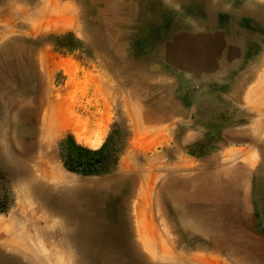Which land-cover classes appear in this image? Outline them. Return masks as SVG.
<instances>
[{
  "label": "bare ground",
  "instance_id": "obj_1",
  "mask_svg": "<svg viewBox=\"0 0 264 264\" xmlns=\"http://www.w3.org/2000/svg\"><path fill=\"white\" fill-rule=\"evenodd\" d=\"M30 1L36 4L37 12L19 21L20 10L25 13L27 9L19 8L18 0H0V8L11 9L10 14L0 15V27L5 31L1 33L0 45V70L5 75L2 85L13 92L3 94L8 103L4 108L20 111L22 104H16L17 93L25 95L33 105L37 93H52L53 102L49 105L45 100L48 109L42 118L44 122L51 120L44 131L51 137L62 131L75 132L69 130L75 118L74 121L64 118L70 100L66 99L68 93H75L71 91H75V86H82L83 72L71 66L70 61L61 59L67 42H73V35L77 39L74 45L97 53L101 65L106 67L105 74L91 79L98 92L132 95L133 76L148 82L162 76L174 77L165 79L164 85H155V90L166 93L167 119L173 116L185 119L191 111L195 113L193 122L178 123L183 130L180 134L168 127L174 141L184 146H191L206 136L195 126L203 120L207 97L198 99L196 110L190 102L195 90L224 91L242 99L250 81L259 76L264 62V5L254 0H170L178 3V8L169 5V0H79L82 9L77 19L70 11V4L62 0ZM15 26L22 27L30 38H12ZM59 41L63 42L62 46L56 43ZM62 93L67 94L64 97ZM210 98L211 102L219 99L218 96ZM125 106L130 108L131 102L127 100ZM32 111L30 107L24 113L18 112L14 119L6 116L3 122V126L6 124L3 129L7 131L14 126L15 139L22 141L28 158L34 150L24 134L36 128L37 116ZM143 121L147 122L138 115L133 117L132 113V129L133 124ZM250 125L246 129L225 128L208 134L218 138V145L234 140L251 142L264 154V126L254 119ZM7 135L0 139V162L24 183L25 195L38 201L43 199L45 207L64 215L65 222L72 227L66 235L75 248L74 254L65 252L75 262L109 264V260L117 259L116 264H223L213 252L218 246V251L233 264H264V212L259 191L253 186L257 175L253 170L255 165H250L254 162L247 155L249 148L226 147L222 151L216 148V153L204 157L207 161L214 160L209 170L185 177L173 173L155 189L145 187L148 184L144 181L136 195L135 207L145 209L138 223L145 231L151 223V235L145 237L147 250H141L133 241L130 212L133 180H136L133 166L128 165V171L123 167L119 173L85 181L79 188L64 184L47 189L39 179L29 180L30 171L12 145L13 136L9 132ZM244 153L242 162L236 159ZM129 162L133 163V159ZM155 204L182 219L188 229L202 227L206 234L219 235L223 240L217 243L214 239L215 243L208 248L203 243L191 246L186 241L196 238L184 235L179 227L178 241L169 240L153 226L158 213L153 210ZM26 213L23 209L22 219Z\"/></svg>",
  "mask_w": 264,
  "mask_h": 264
},
{
  "label": "rangeland",
  "instance_id": "obj_2",
  "mask_svg": "<svg viewBox=\"0 0 264 264\" xmlns=\"http://www.w3.org/2000/svg\"><path fill=\"white\" fill-rule=\"evenodd\" d=\"M62 1L70 4V11L75 13V19L80 18V14H77L82 9L79 0ZM254 1L264 5V0ZM167 3L174 8L179 7L178 3L170 0ZM16 4L19 8L27 9L25 13L20 10L19 21L25 19L24 17H32L37 12L36 4L34 5L30 0H18ZM10 11L11 9L7 6L2 7L0 15L4 13L8 15ZM63 24L61 22V25ZM64 26L66 25L64 24ZM13 29L14 32L10 35L12 38H30L22 27L15 26ZM4 32V28L0 27V45L2 44L1 33ZM68 36L71 35L68 34ZM78 36L80 35L77 34ZM71 39L74 44L77 43L74 35ZM51 42L55 41L51 40ZM73 42H67V49L62 52L61 59L68 63L70 61L73 64L71 66L83 72L82 86H75V91L71 90L75 93H68L70 95L66 99H70L67 101L70 104H68L67 111L70 113L68 116L72 119L67 117V111L64 118L71 121L75 118V121L72 122L74 123L73 127L69 128V130L75 131L74 133L62 131L55 137L44 134L47 124L51 122V120L47 122L42 120L48 109L44 102L48 100L51 105L54 99L52 93H37L35 105L25 95L17 93L18 102H15L18 105L22 104L20 111H6L4 106L8 103L4 98L5 93L13 92H8L9 90L2 85L5 75L0 70V139L8 137V132L13 136L12 145L15 147L16 155L20 161L26 163L30 171L29 180L39 179V182L45 184V188L56 185L60 187L64 184L79 188L85 181H95L119 173L123 167L128 171V165L133 166V175L136 176V180H133V208L130 211L133 215V241L139 245L141 250H147L145 237L151 235V223H148L146 231L142 225L139 226L138 219L141 217V211L145 209L136 210L135 207V204L137 205L136 195L140 192L142 183L145 181L148 184L145 187L155 189L173 173L179 177L203 173V171L209 170V165L214 162V160L207 161L204 157L211 156L212 152L216 153V148L218 151H222L221 148L226 147L249 148L247 155L254 162H250V165H255L253 170L257 175L253 186L259 191L260 207L264 212V154L260 153L254 143L234 140L221 146L218 145L216 136L208 134L211 131L225 128H250L253 119L264 126V62L261 65L259 76L250 81L248 91L243 93L242 99L224 91L195 90L190 102L191 107H195L196 110L198 99L207 97L203 120L196 123L195 126L196 130L206 133V136L191 146H184L174 141L168 127L180 134L183 130L178 123L183 120V122H189V120L193 122L195 113L191 111L185 119L181 116L167 119L169 111L165 108L166 93H158L155 90V85H164L165 79L174 77L162 76L156 81L148 82L139 76H133L132 95L130 93L98 92L92 86L91 79L97 74H105L106 67L101 65V59L97 53H89L83 47L74 45ZM56 43L62 46L63 42ZM63 70L62 68V74ZM58 73L61 74V72ZM44 82L46 83V80H43ZM63 83L66 84L67 80ZM84 85L86 86L83 87ZM62 94L65 97L67 93ZM212 96H218L219 99L216 102H211L212 98L210 97ZM8 97L11 98L9 94ZM127 100L131 102L130 108L125 106ZM30 107L37 116V123L34 133L24 134L25 140L31 142L34 150L33 155L28 158L25 156L22 141L15 139L17 131L14 126L11 125L9 129L11 131H7L3 129L6 125L3 126V122L6 116L14 119L18 112L24 113ZM260 112L261 115H259ZM132 113L133 117L138 115L139 118L145 119L147 122L133 124L132 129L130 124ZM225 124L228 125L224 127ZM244 155L245 153L239 154L236 159L242 162ZM130 159H133V163L129 162ZM24 188V183L20 182L17 176H13L0 162V264H79L80 260L75 262V259H72L71 256L69 258L67 254L70 251V254H74L75 248L73 241L67 236V233L72 231V227L65 222L64 215L45 207L46 203L43 199L38 201L30 195H25ZM157 205L155 204L153 207V210L158 212H155L157 218H155L153 226L169 240L177 242L178 235H181L180 230L184 235H193L196 238L194 241L191 240L192 243L186 241L191 246L203 243L208 248L210 244L215 243L214 239L217 243L223 240V238L220 240L219 235L206 234L202 227L196 230L190 226L188 229V225L183 224L182 219L175 218L174 214L168 213L167 209L164 211L162 208H158ZM23 209L28 212L24 219H22ZM44 220L46 221L44 222ZM175 224L178 226L176 227ZM218 249V246H215L213 252L221 258L223 264H233ZM145 254H147L146 251ZM116 260H109V264H116Z\"/></svg>",
  "mask_w": 264,
  "mask_h": 264
}]
</instances>
